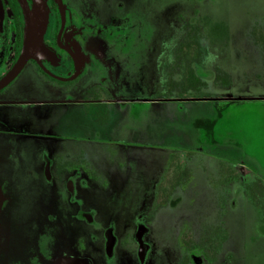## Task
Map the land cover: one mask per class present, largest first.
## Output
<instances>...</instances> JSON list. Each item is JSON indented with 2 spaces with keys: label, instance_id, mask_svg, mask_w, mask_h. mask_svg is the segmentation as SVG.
<instances>
[{
  "label": "rangeland",
  "instance_id": "rangeland-1",
  "mask_svg": "<svg viewBox=\"0 0 264 264\" xmlns=\"http://www.w3.org/2000/svg\"><path fill=\"white\" fill-rule=\"evenodd\" d=\"M104 6L110 13L132 12L142 16L145 22V42L128 46L126 56L122 51L120 56L112 58L117 81L125 87L139 82L143 89L116 91L113 96L156 95L158 91L150 88L158 82L160 64L168 59L169 52L165 49L175 38L183 39L182 28L192 22L201 26L209 49L205 66L210 70L199 68L198 71L208 75V80L215 67L220 66L240 80L232 91L247 96L264 94V84L259 82L260 77L264 78V49L254 38L255 34L264 32V0H105ZM99 49L103 51L101 59L108 58L105 44ZM177 77L181 75L177 73ZM204 86L203 91H189V95H222L232 89L220 86L217 80H209ZM176 96L182 95L176 92ZM61 98L44 95V106L25 103L16 109L34 122L37 131H44V141L35 137L32 142L16 141L14 145L18 152L15 243L10 247L16 250L33 246L34 250L38 240L35 231L42 226L44 234L55 236L59 246L69 244L73 251L90 256L93 264H179L183 229L192 227L196 231L203 225L221 221L217 193H222L223 187L219 179L210 180L217 178L216 175L209 176L198 161H192L195 171L191 188L169 206L160 208L153 219L148 231L151 250L145 263L127 248L116 250L115 256L108 258L103 227L78 218V208H111L121 210L127 218H135L151 202L158 184H166L172 164L170 154L179 163L184 161L185 148L219 153L216 160L226 168L243 159L248 167L252 164L264 173V100H144L122 106L124 109L117 114L116 122L104 129L95 124L94 106L64 102ZM52 134H60L63 139L60 142ZM76 135H83V139L72 141L67 137ZM90 135L107 140L90 143L87 139ZM121 135L126 140L130 138L129 141L114 140ZM43 144L48 151L73 147L91 150L108 183L95 181L82 185L73 197L62 180L49 181L45 161L43 180L42 175L35 173L41 168L38 152ZM120 149L123 153L119 156L107 153ZM239 200L238 207L225 212L222 220L226 227L219 226L220 234L218 226L210 227L212 234L204 230L192 243L196 247H209L219 242L229 229L227 247L215 264H264V233L258 229L260 211L250 200ZM32 223L36 230L29 227ZM126 228L129 231L130 227ZM196 251L199 255L204 253L200 247Z\"/></svg>",
  "mask_w": 264,
  "mask_h": 264
},
{
  "label": "flooded vegetation",
  "instance_id": "flooded-vegetation-1",
  "mask_svg": "<svg viewBox=\"0 0 264 264\" xmlns=\"http://www.w3.org/2000/svg\"><path fill=\"white\" fill-rule=\"evenodd\" d=\"M104 4L105 0H0V80L19 61L29 31H32L33 27L36 29L37 37L42 38L43 42L58 55L51 58L43 55L30 57L18 74L0 87V264H93L90 256L73 251L69 244L59 246L55 236H48L47 232V235L44 234L42 226L38 229L36 226L34 228V223L29 225L33 230L37 229L35 238L38 240L34 250V246L32 249L19 250L10 247L15 243V161L18 152L14 145L16 141L32 142L35 137H40L44 141V131H37L34 122L18 114L16 110L18 106L25 103L44 106V95L62 96L64 102L94 106V121L97 128L107 129L116 122V116L122 111L121 109L127 107L125 104H139L144 100L205 99L217 102L264 100V94L247 96L232 91L240 80L220 66L215 67L214 74L208 80V75L198 71L199 68L209 69V66H205L209 59V49L206 40L188 38L195 27L201 29V26L193 22L182 28V31H185L183 39L175 38L165 49L166 53L169 52L166 57L168 59L164 64L163 62L160 64L158 82H154L150 88L158 91L156 95L113 96L116 91L139 92L143 89L139 82L132 84L131 87H125L118 82V73L113 68L115 61L112 58L120 56L122 51L125 53L123 56H126L128 46L145 42L143 40L145 22L142 16L132 12L110 13L105 9ZM46 14L49 17V30L44 38ZM151 36L153 37V34ZM258 43H261L264 49V41ZM102 44L108 49V58L100 57V54H103L99 49ZM177 73L181 75L180 78L177 77ZM260 79L259 82L264 84V78L260 77ZM209 80H217L220 86L232 89L222 95H217L218 93L199 97L189 95V91H203L204 85ZM176 92L182 96L177 97ZM111 105L115 107L111 108ZM52 135L58 136L56 140L60 142L63 139L60 134ZM67 137L72 141L83 139V135ZM126 138L121 135L114 140L124 142ZM87 139L90 143L107 140L100 135H90ZM200 152L185 148L184 161L179 163H177L179 159H175L172 157L173 154H170L169 161L172 160V164L165 179L166 184H158L159 186L153 190L151 202L147 203L142 213L135 218H127L121 210L116 211L111 208H78L76 212L78 218L103 227L104 249L108 258H113L116 250L127 248L135 252L140 262L145 263L151 250L148 241L151 223L160 208L169 206L179 198L180 194L191 188L195 161L201 163V168L207 171L209 176L216 175L217 178L210 180L219 179L223 187V192L217 193L221 221L215 225L197 227L196 231H193L192 227L183 229L180 238L182 255L179 264L218 262L227 247L230 238L229 229L221 235L219 242L209 247L203 248L199 245L196 247L192 242L195 236L197 237L204 230L212 234L210 227L218 226V230L221 225L226 227L222 220L224 214L229 209L238 207L240 198L245 201L250 200L259 209L258 229L264 233V173L259 172L252 164L248 167L243 159L235 166L226 168L216 160L215 156L219 153ZM38 153L42 158V164L38 169L39 172L35 170V173L42 175L44 180L45 161L49 181L54 178L62 180L73 197L82 185L95 181L103 185L108 183L107 175L95 164L91 150L73 147L63 151L60 149L48 151L44 150L43 144ZM107 153L119 156L123 150ZM81 160H86L87 163L82 165ZM205 160L208 162L210 160L211 163H203ZM231 184L235 187H228ZM126 226L130 227L129 231ZM221 232L225 231L221 230ZM198 247L204 251L203 254L197 253Z\"/></svg>",
  "mask_w": 264,
  "mask_h": 264
},
{
  "label": "water",
  "instance_id": "water-1",
  "mask_svg": "<svg viewBox=\"0 0 264 264\" xmlns=\"http://www.w3.org/2000/svg\"><path fill=\"white\" fill-rule=\"evenodd\" d=\"M46 8L44 4V9ZM45 12V11H44ZM49 17L46 14L44 16V38L47 35V32L49 30ZM31 25V24H30ZM34 25V24H33ZM43 55L44 57L49 56H56L57 53L53 51L45 42H43L42 38L37 37L36 29L32 31H29L27 41L25 43L23 52L21 54V57L19 61L16 63L14 68L2 79L0 80V87L3 85H6L8 82H10L16 74L21 70L25 62L30 58V57H39ZM58 56V55H57Z\"/></svg>",
  "mask_w": 264,
  "mask_h": 264
},
{
  "label": "trees",
  "instance_id": "trees-1",
  "mask_svg": "<svg viewBox=\"0 0 264 264\" xmlns=\"http://www.w3.org/2000/svg\"><path fill=\"white\" fill-rule=\"evenodd\" d=\"M256 31H254L253 33L255 34ZM189 39H193V40H204V36L203 33L201 32V29L199 27H195L194 30L189 33ZM254 38L256 39V41L258 42H263L264 41V32L259 33V34H255Z\"/></svg>",
  "mask_w": 264,
  "mask_h": 264
}]
</instances>
